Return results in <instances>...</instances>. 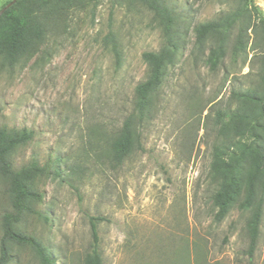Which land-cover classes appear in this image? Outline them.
<instances>
[{
  "label": "rangeland",
  "instance_id": "rangeland-1",
  "mask_svg": "<svg viewBox=\"0 0 264 264\" xmlns=\"http://www.w3.org/2000/svg\"><path fill=\"white\" fill-rule=\"evenodd\" d=\"M9 0H0L1 7ZM182 15L183 44L175 63L136 124L139 146L120 164L107 143L131 113L134 87L147 76L142 53L162 45V33L141 5L90 1L71 8L30 57L0 58V127L26 128L32 138L12 155L15 168L37 159L39 214L20 227L51 251L53 264H83L96 221L102 264H264V194L255 249L248 252L250 210L236 204L216 221L209 175L217 141L215 114L234 105L232 89L256 81L253 54L263 25L248 30L247 55L229 51L215 70L194 47L193 26L233 9L236 0H167ZM264 17V0H251ZM256 21L255 23H257ZM109 32L118 44L116 61ZM60 175H56L53 169ZM0 180V216L9 209ZM8 264H40L25 247Z\"/></svg>",
  "mask_w": 264,
  "mask_h": 264
},
{
  "label": "trees",
  "instance_id": "trees-1",
  "mask_svg": "<svg viewBox=\"0 0 264 264\" xmlns=\"http://www.w3.org/2000/svg\"><path fill=\"white\" fill-rule=\"evenodd\" d=\"M90 1L96 0H16L0 14L1 60L14 64L32 56L52 26L62 24L71 8H84ZM113 1L139 4L149 10L163 38L157 50L142 53L148 67L147 76L135 85L131 113L123 118L107 143L110 161L120 164L139 146L136 124L151 107L153 95L161 85L167 68L175 63L183 44L184 29L182 15L167 0ZM236 1L233 9L193 26L197 51L202 52L209 44L204 62L211 70L217 69L228 51L234 58L247 55L249 29L256 31L260 23L264 31V17L251 0ZM106 39L118 61V44L114 34L109 32ZM255 48L253 57H257L259 63L255 83L246 88L232 89L229 97L234 105L215 114L217 141L212 146L209 165L210 178L217 185L212 194L215 220L221 221L236 204L242 210H250L245 224L249 254L255 249L264 194V38ZM31 138L32 131L26 128L0 127V180L5 185L9 202V209L0 216V264H8L13 249L19 247L28 248L40 264H53L55 261L45 244L20 227L24 216L39 214L36 205L41 201L42 194L37 188V181L49 173L48 163L40 164L37 159H31L17 168L13 166V153ZM53 171L60 175L59 170L54 168ZM100 219L90 218L93 242L90 251L84 255L83 264H102L96 229V221Z\"/></svg>",
  "mask_w": 264,
  "mask_h": 264
},
{
  "label": "water",
  "instance_id": "water-1",
  "mask_svg": "<svg viewBox=\"0 0 264 264\" xmlns=\"http://www.w3.org/2000/svg\"><path fill=\"white\" fill-rule=\"evenodd\" d=\"M16 0H11L9 3H7L6 5H5V7H3L1 10H0V14L2 13V11L5 9V8H7V7H9L12 3H14Z\"/></svg>",
  "mask_w": 264,
  "mask_h": 264
}]
</instances>
